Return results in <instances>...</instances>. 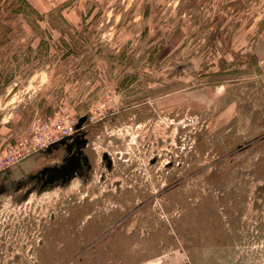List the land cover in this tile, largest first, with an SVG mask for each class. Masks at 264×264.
Listing matches in <instances>:
<instances>
[{"label": "rangeland", "instance_id": "374dc122", "mask_svg": "<svg viewBox=\"0 0 264 264\" xmlns=\"http://www.w3.org/2000/svg\"><path fill=\"white\" fill-rule=\"evenodd\" d=\"M28 1L0 0V264H264V0ZM80 119L81 171L13 205L77 134L10 148Z\"/></svg>", "mask_w": 264, "mask_h": 264}, {"label": "water", "instance_id": "95a60500", "mask_svg": "<svg viewBox=\"0 0 264 264\" xmlns=\"http://www.w3.org/2000/svg\"><path fill=\"white\" fill-rule=\"evenodd\" d=\"M85 134L86 133L84 131H80L74 142L66 143L63 146L64 150L61 152L58 161L54 164L38 168L34 172L25 174L21 179L14 182L15 184L11 183L15 187L12 190L10 189V192H6L9 190H6L5 192L7 194H13V198L11 199L13 205L19 206L23 204L32 192H34L33 186L40 187L43 184L58 182L65 176V174L67 175L66 178H68L70 176V171L72 170L74 164H76L75 162H77L75 161L77 157L82 160V164L84 165L85 157L82 147L87 142V139L83 137ZM38 192L39 191L36 193Z\"/></svg>", "mask_w": 264, "mask_h": 264}, {"label": "built area", "instance_id": "2783aa9c", "mask_svg": "<svg viewBox=\"0 0 264 264\" xmlns=\"http://www.w3.org/2000/svg\"><path fill=\"white\" fill-rule=\"evenodd\" d=\"M259 63L264 64V57L259 60ZM82 120H71L65 124L50 123L49 125L48 123H45L43 128H45L48 134L43 137L40 135V133H38L37 129H34L33 132L37 134V136L34 137L36 142L24 145L16 144L12 146L10 149L12 150L13 154L7 156V159L10 160L7 162V164H14L22 161L29 155L36 153L43 148L49 147L58 140L69 137L79 130H82L84 128V124H86V121Z\"/></svg>", "mask_w": 264, "mask_h": 264}, {"label": "flooded vegetation", "instance_id": "af4514ba", "mask_svg": "<svg viewBox=\"0 0 264 264\" xmlns=\"http://www.w3.org/2000/svg\"><path fill=\"white\" fill-rule=\"evenodd\" d=\"M83 130H84V129H83ZM83 130H79V131L76 132L74 135L77 134L76 136H78V133H79L80 131H83ZM74 137H75V136H74ZM74 137H73V138H74ZM73 138H72L71 140H70V138H67V139L61 141L60 143H57L55 146H52V147L55 148L56 146L62 145V144H64V143H71V142H74L75 139L73 140ZM75 138H76V137H75ZM72 140H73V141H72ZM52 147H51V148H52ZM49 150H51V149L48 148L46 151L40 153V156H38L36 159H39V160L44 159L45 155H46L47 153H49ZM81 159H82V158H81ZM75 161H77V162H75L76 164H74L75 168H74V166H73L74 169L72 168V170L70 171V176L75 175L76 173H79V172L81 171L82 167H83L82 160H80V159L77 157V159H76ZM66 177H67V175L65 174V176L62 177V179H65Z\"/></svg>", "mask_w": 264, "mask_h": 264}, {"label": "trees", "instance_id": "16d2710c", "mask_svg": "<svg viewBox=\"0 0 264 264\" xmlns=\"http://www.w3.org/2000/svg\"><path fill=\"white\" fill-rule=\"evenodd\" d=\"M17 4H21V5H24L28 8H30L31 11L32 12L34 11L36 14L38 12L28 0H11V2L9 3L8 6L12 8L11 11L13 12L14 15L20 14L23 11L22 7H18L16 9H13ZM38 15H40L41 18L43 17L39 12H38ZM41 43H42V41H41Z\"/></svg>", "mask_w": 264, "mask_h": 264}, {"label": "crops", "instance_id": "0c3cea01", "mask_svg": "<svg viewBox=\"0 0 264 264\" xmlns=\"http://www.w3.org/2000/svg\"><path fill=\"white\" fill-rule=\"evenodd\" d=\"M28 164H29V167L33 168L34 161L31 160V161L28 162ZM51 164H54V162H52ZM191 253L194 254V252H191ZM188 259H191V258L189 257Z\"/></svg>", "mask_w": 264, "mask_h": 264}]
</instances>
